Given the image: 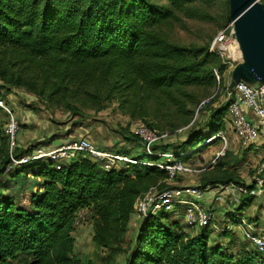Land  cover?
<instances>
[{
	"label": "trees",
	"instance_id": "trees-1",
	"mask_svg": "<svg viewBox=\"0 0 264 264\" xmlns=\"http://www.w3.org/2000/svg\"><path fill=\"white\" fill-rule=\"evenodd\" d=\"M160 1L165 6L154 0H0V89H24L59 106L96 111L118 98L121 110L139 120L149 117L154 105L156 113L158 108L175 110L189 127L193 114L186 111L187 90L215 86L214 70L222 75L225 65L209 49L181 46L162 33L184 19L203 20L198 8L206 0ZM224 112L227 106L176 150L153 151L173 154L170 166L189 162L201 150L195 147L210 145L205 144L207 138L215 137L211 145L221 142L216 136L223 127L216 117ZM1 126L0 177L12 159L31 154L12 149ZM118 154L153 166L124 164L106 172L91 159L79 157L60 171L43 160L15 168L11 179L35 175L41 182L28 208L0 195V263L82 264L72 258L80 211L89 214L94 246L121 254L138 200L150 190H168L170 175L156 167L166 164L162 157ZM213 170L201 188L240 184L225 164ZM170 213L160 211L142 222L132 245H126L131 249L129 264H264L254 248L230 254L212 244L209 228L189 235L181 221L169 219Z\"/></svg>",
	"mask_w": 264,
	"mask_h": 264
},
{
	"label": "rangeland",
	"instance_id": "rangeland-1",
	"mask_svg": "<svg viewBox=\"0 0 264 264\" xmlns=\"http://www.w3.org/2000/svg\"><path fill=\"white\" fill-rule=\"evenodd\" d=\"M154 1L165 6L164 2L160 0ZM258 1L264 6V0ZM198 11L200 14H204L203 20L184 19L181 23L164 27L162 33L170 41L181 46L209 49L219 32L224 29L229 30L232 27L229 6L226 5V0H206L198 8ZM230 51H232L234 61L225 65L220 81L215 79V86L206 84L187 90V95L190 98L187 99L186 111L190 112L191 115L193 114L190 120L192 123L189 127H184L186 118L177 115L175 110L172 109L171 113H166L158 108V113H156L157 108L154 105L148 111L149 117L139 120L130 117L121 110L118 98L105 104L102 110L96 111L85 109L79 105L59 106L53 102H46L24 89H0V96L7 104L18 125L14 140L15 145L12 149L20 153L41 152L44 156L41 160L45 161L44 163H49L51 159L46 157L49 152L69 141L86 138L99 150L112 153L130 152L131 156H140L146 152V147L141 140L133 138V132L147 126L151 131H155L154 133L166 135V138L156 142L152 148L166 149L169 147L176 150L186 142L192 131H196L197 128L205 124L213 114L217 116V111L226 106L228 88L239 81L234 76V70L242 62L238 46L235 50L232 47ZM248 84L258 85L250 80H248ZM0 86L2 85L0 84ZM204 106L208 107L207 110L199 113ZM153 114L156 115L153 116ZM6 120L5 117L1 118V127L5 125ZM195 121L194 129L191 130ZM216 122L223 127V131L219 132L216 138L222 135L225 142L220 139L221 142L214 145L210 144L204 148L195 147L197 148L195 151H199V148L201 150L198 154H194L189 162L174 163L178 170L176 173L172 171V175L170 174L171 179L166 182L167 188L181 190L200 187L205 180L211 178L213 169L219 163L225 164L226 170L237 175L238 183L240 182L237 186L246 189L263 183L264 187V152L260 151L263 149L246 147L241 144L232 132L231 118L227 113L221 118L216 117ZM191 150L188 151L191 152ZM161 154L158 153L159 156ZM143 159L146 160V158ZM159 165L170 166V163H159ZM15 168L8 167L0 177V195L12 197L19 206L28 208L30 197L38 192L41 179L35 175L25 177L23 174L20 180L15 181L10 178ZM158 193L159 190H154L149 196V211L156 204ZM145 199L144 197L141 198L136 205L135 214L130 221L126 245H132L131 241L136 238L137 232L145 220L144 216L142 218L136 217L140 210V204ZM255 200L253 202L255 203L254 209L261 212L264 205L261 206L260 202H264V195L261 198L256 197ZM209 208L211 209V207ZM151 211L157 212L156 209H151ZM166 213H170V211H166ZM242 213V210L232 212L230 214L231 220H235ZM220 216L222 217L221 213L216 216L214 212L215 221L208 229L213 236L212 244H215L222 235L221 232L214 229ZM169 219L171 221L179 220L185 227V217L181 208L173 210ZM75 221H78V224L74 225L72 234L75 245L73 259L79 260L82 264H87V262H91V264L130 263L131 249L126 245L123 246L121 254H113L108 250L97 249L94 246L92 223L87 212L80 211L77 213ZM185 231L193 236L200 230L185 228ZM231 238L230 234L223 235V240H231ZM243 246L246 247V245ZM10 264H23V262L16 261Z\"/></svg>",
	"mask_w": 264,
	"mask_h": 264
},
{
	"label": "built area",
	"instance_id": "built-area-1",
	"mask_svg": "<svg viewBox=\"0 0 264 264\" xmlns=\"http://www.w3.org/2000/svg\"><path fill=\"white\" fill-rule=\"evenodd\" d=\"M237 46L233 27H231L229 30L224 29L217 34L209 48V52L217 56L224 65H227L230 61H234L230 49L235 47V50ZM221 76L222 75L218 70H214V77L217 81H220ZM226 106L227 114L231 118V129L235 138L246 147L264 149V85H249L244 81L234 83L228 88ZM2 117L7 118L6 123L3 126V131L9 140L10 146L13 148L15 145L14 140L18 125L14 120L11 111L8 109L7 104L2 97H0V121ZM154 132L155 131H151L146 126V128H139L133 132V135L145 144L146 154L148 156L162 157L165 162L171 163L174 155L168 152L159 156L158 153L153 151L152 146L156 144V142L166 138V135ZM218 138L225 142L222 135H219ZM214 139L215 138L213 137L209 138L205 142L206 145L211 144ZM43 157L44 156L41 152H32L30 155L22 156L18 160L12 159L11 164L8 167L18 168L41 160ZM46 157L51 159L50 161L54 164V169L56 171H60L64 166L79 157H87L91 159L98 163L106 172L118 169L124 164L153 166L147 161L136 162L122 154L99 150L86 138L69 141L49 152ZM156 167L166 170L169 175H172V171L176 173L178 170V167H176L175 164L171 167L169 165H156ZM152 191L154 190H150L144 196L146 199L140 204V210L136 217L142 218L144 216L146 219L151 216L149 214L154 215L160 211L172 212L176 208H181L185 217V228L198 230L209 228L215 221L214 212L211 211L209 207L201 204V202L208 196L216 198L223 193L229 194L234 191L242 195L257 198L264 195L263 183L255 185L251 190L232 183L206 186L204 188L197 187L181 190L168 189L158 193L157 202L151 208L152 210L156 209L157 212H152L151 209L150 211L148 210L150 208L148 202L149 196ZM136 205H138V202ZM147 211H149L148 214ZM77 224L78 221H75L74 225ZM244 238L253 246L257 253L264 257V225L250 227L245 230Z\"/></svg>",
	"mask_w": 264,
	"mask_h": 264
},
{
	"label": "water",
	"instance_id": "water-1",
	"mask_svg": "<svg viewBox=\"0 0 264 264\" xmlns=\"http://www.w3.org/2000/svg\"><path fill=\"white\" fill-rule=\"evenodd\" d=\"M229 12L242 59L234 76L264 85V6L258 0H229Z\"/></svg>",
	"mask_w": 264,
	"mask_h": 264
},
{
	"label": "crops",
	"instance_id": "crops-1",
	"mask_svg": "<svg viewBox=\"0 0 264 264\" xmlns=\"http://www.w3.org/2000/svg\"><path fill=\"white\" fill-rule=\"evenodd\" d=\"M260 151L264 152V149ZM247 197L249 196L234 191L229 194L223 193L216 198L208 196L201 202L202 205L211 207V210L216 213V216L220 213L222 214V217L220 216L218 219L219 222H217V225L215 224L214 227L216 231H219L222 234L216 240L215 245L230 254L238 253L242 249H246L248 252L253 251V247L248 244L244 238V232L250 227L264 225V209H262L261 212L256 211L254 209L255 203H253L256 197H253V200L250 202L247 201ZM255 201L257 202V200ZM260 203L261 206L264 205V202L261 201ZM237 210H242L243 213L238 215L235 220H231L230 214ZM228 220L230 221L228 222ZM228 234L231 235V240H223V235ZM212 238L213 236L210 235V242H213ZM243 245H246V247Z\"/></svg>",
	"mask_w": 264,
	"mask_h": 264
},
{
	"label": "bare ground",
	"instance_id": "bare-ground-1",
	"mask_svg": "<svg viewBox=\"0 0 264 264\" xmlns=\"http://www.w3.org/2000/svg\"><path fill=\"white\" fill-rule=\"evenodd\" d=\"M235 48V47H234ZM233 50V49H232ZM232 52V51H231Z\"/></svg>",
	"mask_w": 264,
	"mask_h": 264
}]
</instances>
